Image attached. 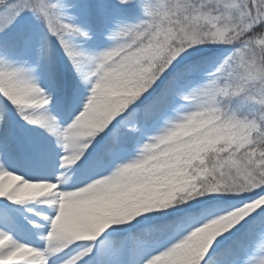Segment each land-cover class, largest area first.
<instances>
[{
    "label": "snow or ice",
    "instance_id": "snow-or-ice-1",
    "mask_svg": "<svg viewBox=\"0 0 264 264\" xmlns=\"http://www.w3.org/2000/svg\"><path fill=\"white\" fill-rule=\"evenodd\" d=\"M0 264H264V0H0Z\"/></svg>",
    "mask_w": 264,
    "mask_h": 264
},
{
    "label": "rangeland",
    "instance_id": "rangeland-1",
    "mask_svg": "<svg viewBox=\"0 0 264 264\" xmlns=\"http://www.w3.org/2000/svg\"><path fill=\"white\" fill-rule=\"evenodd\" d=\"M38 202H39V201H38ZM39 204H40L41 206H38L37 208H43V207L46 206V205H44V204H41L40 202H39ZM27 207H28V208H32L30 202L28 203Z\"/></svg>",
    "mask_w": 264,
    "mask_h": 264
}]
</instances>
